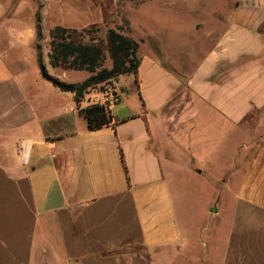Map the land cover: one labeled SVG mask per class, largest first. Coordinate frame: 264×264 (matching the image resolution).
Returning a JSON list of instances; mask_svg holds the SVG:
<instances>
[{"label":"crops","instance_id":"obj_1","mask_svg":"<svg viewBox=\"0 0 264 264\" xmlns=\"http://www.w3.org/2000/svg\"><path fill=\"white\" fill-rule=\"evenodd\" d=\"M50 1L54 27L72 30L104 24L116 3ZM149 3L177 8L155 26V50L200 53L180 77L162 54L139 55L146 33L134 41L128 24L138 91L132 76L119 77L128 86L109 105L115 125L97 131L73 95L42 76L38 58L65 83L88 73L53 69L36 53L30 77L0 44V264H150L193 247L196 233L206 254L219 245L216 264H264V135L248 128L264 115V0H142L140 8ZM92 103L87 95L81 107ZM180 165L218 195L195 233L172 197Z\"/></svg>","mask_w":264,"mask_h":264},{"label":"rangeland","instance_id":"obj_2","mask_svg":"<svg viewBox=\"0 0 264 264\" xmlns=\"http://www.w3.org/2000/svg\"><path fill=\"white\" fill-rule=\"evenodd\" d=\"M77 1L79 2L80 0ZM141 1L116 0L115 4L110 5V7L112 5L115 6L114 13L104 24L91 25L84 29L76 30L80 32L98 28V31L91 36L98 40H105L106 31L109 28L116 25L126 26L127 23L132 28L130 37L134 41H138L137 39L141 38L143 33H146L144 34L145 36H142L144 45L140 46L138 50L140 56H143L146 52H150L155 56L162 54L161 58L164 57L162 66L165 69L173 71L180 77L185 76L191 69L190 65L194 63L193 58H196L200 51H176L169 49V45L164 46L166 48L164 50H155L153 48L155 26H160V23L165 25L166 20L172 22L170 17L173 16L177 8L173 7L172 3H149L145 7L140 8L142 5H139ZM81 2L86 3L85 0H81ZM58 20L57 7L50 0H0V44L2 47H6L8 44L11 46L10 51L7 52L8 62H19L23 72L29 74L30 77L38 76L39 68L36 53L39 56L48 55V33L59 23ZM169 25L171 26V24ZM174 37V35L171 36V38ZM85 40H87L86 37ZM0 60L5 61L2 57H0ZM79 78L75 75L71 76V81ZM77 82L79 81L68 83ZM127 86V79H123L119 85L115 81L109 86H96L90 90L88 95L96 99L100 98L103 93H107L109 96L113 95L119 98L120 93H123L122 90L126 91ZM248 128L255 138L261 134L264 135V115L257 116L256 121L254 119L250 120ZM186 162L184 160V163ZM198 165V169L203 170L200 162ZM174 176V181L171 179L170 183L172 185V197L177 201L176 211L178 217L182 222H187L191 225L193 233H195V228L201 223L204 209L210 203L211 198H215L216 201L218 195H214L215 190L213 191V188L207 184L209 179L190 174L185 167L181 169V165ZM213 182L220 184V180H214ZM221 196L225 195L222 194ZM196 235L197 238L193 247L171 256L159 255L156 259L152 258L150 264H203L200 255L203 257L204 264H216L220 253L219 245H215L216 249L212 253L209 251L206 254L208 250L205 249L204 242L198 240L202 236L198 233Z\"/></svg>","mask_w":264,"mask_h":264},{"label":"trees","instance_id":"obj_3","mask_svg":"<svg viewBox=\"0 0 264 264\" xmlns=\"http://www.w3.org/2000/svg\"><path fill=\"white\" fill-rule=\"evenodd\" d=\"M127 29V23L126 26H119L116 30L108 29L105 40H98L91 36L98 31V28L79 32L56 26L49 31L48 63L50 67L88 73L90 76L80 84L65 83L49 77L38 58L42 76L48 78L52 86L60 92L73 95L78 114L85 120L89 131L114 126L109 105L118 104L120 101L118 97L111 95L113 98L111 103H92L81 107L90 90L96 86H109L121 76H132V85L138 91L136 79L140 65V60L136 56L138 44L124 34ZM106 59L111 63L110 69L103 66ZM122 92L126 91L122 90ZM103 95L108 94L103 93L101 96Z\"/></svg>","mask_w":264,"mask_h":264},{"label":"built area","instance_id":"obj_4","mask_svg":"<svg viewBox=\"0 0 264 264\" xmlns=\"http://www.w3.org/2000/svg\"><path fill=\"white\" fill-rule=\"evenodd\" d=\"M113 98L108 95H103L100 98L93 99L94 104H106V103H111Z\"/></svg>","mask_w":264,"mask_h":264},{"label":"water","instance_id":"obj_5","mask_svg":"<svg viewBox=\"0 0 264 264\" xmlns=\"http://www.w3.org/2000/svg\"><path fill=\"white\" fill-rule=\"evenodd\" d=\"M160 61H163V58H160ZM46 78V77H45ZM46 79H48V78H46ZM49 80V79H48Z\"/></svg>","mask_w":264,"mask_h":264}]
</instances>
